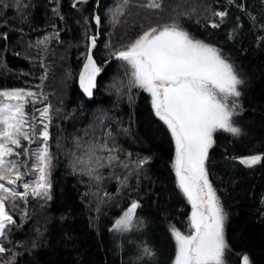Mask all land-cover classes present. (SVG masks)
I'll use <instances>...</instances> for the list:
<instances>
[{"label": "snow or ice", "instance_id": "6c2138e0", "mask_svg": "<svg viewBox=\"0 0 264 264\" xmlns=\"http://www.w3.org/2000/svg\"><path fill=\"white\" fill-rule=\"evenodd\" d=\"M38 3L39 0H0V39L7 41L11 34L19 33V43L26 47L23 53L14 54L23 55L33 66L38 61L43 70L39 83L26 80L28 87L0 88V264H22L18 257L24 251L31 254L40 247L48 231L47 218L43 226L37 222L28 247L24 241L14 239V230L32 219L33 204L43 209L53 200V172L62 162L61 156L65 174L84 186L81 201L95 203L96 220L103 205L129 196V205L113 219L109 231L119 237L117 246L121 252L125 242L132 245L135 264L155 260V248L137 235L146 227L137 211L141 201L131 198L133 191H139L141 177L152 157L138 152L134 155L119 139L128 135L131 118L129 127H125L121 117L97 109L92 112L91 121L75 127L80 122L78 117L84 114L83 98L94 103L101 89L110 95L115 91L113 108L124 96L131 106L141 93H146L150 127L155 133L170 136L174 145V186L190 206V213L187 231L168 223L170 239L174 240L170 264H232V249L225 235L228 213L210 179L209 162L217 133H228L233 138L244 135L234 117L243 111L240 98L246 81L223 48L197 38L187 23L207 30L221 29L231 20L227 39L236 42L245 28L242 17H246L249 30L257 33L259 46L264 41V7L253 12L245 0H193L186 7L178 4L171 8L170 15L164 18L165 0H119L114 5H109L108 0H95L91 10L82 8L88 0H72L71 9L74 14L80 13L77 23L82 29L77 47L82 44L84 50L78 51V71L74 75L69 69L65 79L78 81L82 99L78 109L66 111L62 100L53 103L55 92H49L46 84L51 57L59 50L55 46L64 44L61 34L66 28L59 26L65 21L61 0H48L52 15L57 18L55 23L49 21L51 30L45 29L42 35L31 39L29 34L37 31L33 21ZM213 3H222V10L214 8ZM133 8L147 9L155 19L145 16L147 24L141 21L138 28L133 27V35L129 36L126 30L120 37L124 42L113 44L114 30L128 23ZM85 11L89 14L84 15ZM106 25L109 30L105 33ZM105 34L106 58L97 60L94 50H98L100 37ZM3 50L7 51V45ZM113 61L124 69L123 76L116 83L102 85ZM61 121H72L74 130L65 135L67 128L61 127ZM53 126L59 129L55 134ZM232 159L252 168L264 161V155ZM112 180L116 181L114 192L105 187ZM260 203L264 206V197ZM237 255L240 259L236 264H255L250 253Z\"/></svg>", "mask_w": 264, "mask_h": 264}, {"label": "trees", "instance_id": "16d2710c", "mask_svg": "<svg viewBox=\"0 0 264 264\" xmlns=\"http://www.w3.org/2000/svg\"><path fill=\"white\" fill-rule=\"evenodd\" d=\"M103 2V0H102ZM119 0H108L109 5H114ZM193 0H165V12L162 14L167 18L171 8L178 4L185 7ZM199 2V0H195ZM212 2V0H207ZM251 6L250 10L258 11L264 7L262 0H245ZM72 0H61L62 12L65 21L60 22V27H65L61 35L64 44L58 47L49 72V79L46 81L49 92H55L51 97L53 103L63 101L66 111H72L80 107L82 96L79 92L76 79H65V73L71 69L73 74L78 71V51H83V45L79 44L82 39V29L77 23L80 13L71 9ZM95 7V0H88V5L82 6L91 10ZM213 7L222 10V3H213ZM85 11L84 15H88ZM145 16L151 13L147 9L133 8L132 14L128 17L126 25H118L113 32V44L123 43L120 37L127 30L128 35H133V27L138 28ZM155 19V17H151ZM245 28L236 42L227 39V28L231 20L223 25L221 29H204L193 22L187 26L193 34L200 39L216 44L223 48L226 55H229L235 62L240 74L246 83L243 86V95L240 102L243 111L237 116V124L243 129L244 135L240 138H233L228 133H217L216 143L211 150L209 168L210 179L218 190L223 205L228 213L225 224L226 239L232 249L229 259L232 264L239 261V252H248L255 260V264H264V206L261 205V198L264 197V161L252 168L245 167L238 159L253 154L264 155V41L257 46V33L249 30L247 18ZM49 21L55 23L57 18L51 13L48 0H39L34 13L33 25L36 32L29 34L35 39L38 34L42 35L43 30H51ZM135 22V23H133ZM109 30L106 25L103 31ZM27 31V25H25ZM19 33L11 34L7 41L0 39V88L2 87H28L25 81L33 84L39 83L40 73L39 62L33 63L26 60L23 55L17 56L14 53H23L26 44L19 43ZM108 36L100 37L97 60L106 58L103 41ZM127 37H125V40ZM7 45V51L3 49ZM60 56L65 59L60 60ZM3 65H6L4 67ZM124 69L119 62H111L107 69V75L101 81L102 85L118 82L123 76ZM23 73L33 75L23 76ZM115 78V79H114ZM147 94L141 93L130 106L127 96L120 99L119 104L113 108L116 102L115 91L110 95L101 89L94 98V103H88L85 99L84 114L78 117L80 122L75 127H83L84 122L91 121L92 112L100 109L109 111L110 115L119 116L123 119L125 127H129L128 135L120 136V143L132 151L133 154L151 155L152 159L146 166V173L141 177L139 191H133L131 198H138L141 201V208L138 213L143 216L146 227L137 233L140 239L151 244L158 256V259L149 264H170L169 257H173L174 243L170 239L168 223H175L181 231H187V215L190 207L174 186V173L171 170V160L174 156V145L170 136L155 133L149 125L148 109L150 101L146 99ZM61 127L67 128V135L74 129L72 121H61ZM59 129L53 126L55 134ZM53 151H55V141ZM61 163L53 172V200L43 209L39 204H33L35 209L32 219L28 220L23 227L14 230V239L24 241L29 246V241L35 235L37 222L44 225L45 218L48 219L47 234L42 238L39 248L33 249L31 254L24 251L18 257L22 264H135L133 260V247L127 242L124 243L123 251L118 248L119 237L110 232L109 228L113 219L121 214L130 198L124 195L114 198L101 208L99 219L95 217V203L89 204L88 200L81 201L80 194L84 186L79 184L71 175L65 174L66 165ZM135 185V179L132 180ZM116 181L106 183L108 191L114 192ZM64 219H61V217ZM90 217L93 219L90 221ZM19 221V217H17ZM157 256V255H156Z\"/></svg>", "mask_w": 264, "mask_h": 264}, {"label": "rangeland", "instance_id": "374dc122", "mask_svg": "<svg viewBox=\"0 0 264 264\" xmlns=\"http://www.w3.org/2000/svg\"><path fill=\"white\" fill-rule=\"evenodd\" d=\"M145 94H146V93H145ZM240 99H241V98H240ZM234 119H235V121L237 122V116H235ZM189 207H190V206H189ZM225 224H226V222H225ZM173 243H174V240H173ZM158 256H159V255L157 254V256L155 257V261L158 259ZM173 257H174V254H173Z\"/></svg>", "mask_w": 264, "mask_h": 264}]
</instances>
